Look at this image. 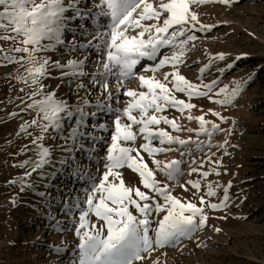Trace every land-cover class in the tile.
I'll return each mask as SVG.
<instances>
[{"label": "snow or ice", "instance_id": "obj_1", "mask_svg": "<svg viewBox=\"0 0 264 264\" xmlns=\"http://www.w3.org/2000/svg\"><path fill=\"white\" fill-rule=\"evenodd\" d=\"M83 2L0 0V41L9 43L7 48L0 45V66L27 65L26 74L15 78L38 86L30 94L32 103L27 105L36 111V118L21 127L22 132H27L32 126L39 127L40 135L33 140L37 144L38 160L25 161L18 166L33 163L32 171L35 172L51 165L53 149L45 145L46 139L60 138L65 145L71 141L72 147L61 146L62 150L69 153L84 150L86 159L93 163L98 157L95 145L106 143V154L102 158L104 171L99 177L91 174L90 169L77 168L73 173L89 181V187L84 189L83 199L77 196L72 204L64 205L65 214L72 217V230L79 239L71 264H142L145 254L151 255L165 247H176L206 227L209 219L206 208L216 211L229 207L231 182L224 187V195L219 203L207 202L201 196L198 206L173 195L174 186L187 191V184L200 190L202 181L188 180L186 184H180V178L185 175L182 168L185 162L181 159L165 161L157 159V156L184 148L181 156L191 157L194 155L189 147L191 144H195L198 151L205 146V141L200 140L201 136L207 138V146L211 148L215 133L230 134V130L222 129L220 124L206 119L207 113L198 116L191 114L193 109L198 108L192 102L195 98H208L220 105H231L243 92L244 84L240 81L235 82V87L220 88L218 92H214L218 80L210 83L203 81L204 73L213 61H222L225 55L219 53L209 58L208 64L199 70V83L182 75L180 66L185 63L189 43L197 39L195 33L206 32L213 27L201 23L193 6L236 4L239 0H93L92 8H85ZM89 19L92 30L80 24V32L77 33L76 29L69 27L72 21ZM69 31L73 39L66 41V32ZM78 35L86 37L87 42H79ZM58 49L69 52L95 51L96 71L90 74L86 70L88 55L63 63L46 55ZM164 49H171V53L163 52ZM144 61L153 62L142 67L144 72H151V76L137 72ZM167 66H171L172 71L164 73L162 80L157 79L155 74ZM232 67L233 64L227 65L228 69ZM52 70L60 72L61 80L71 78L81 81L77 83V95L79 90L87 87L83 79L90 77L92 85L98 86L105 99L97 100L93 105L82 97L78 104L72 106L67 100L57 97L55 91L45 92L42 81L51 77ZM219 71L223 72L224 69ZM110 80L114 81L116 87L115 96L109 90ZM135 80L139 81L142 90L126 86ZM121 89L129 99L125 106L114 108L113 103H119ZM177 94H182L185 99L178 98ZM37 96L40 98L35 99ZM215 96L222 98L214 99ZM93 108L95 111L90 110ZM168 109H174L182 116L187 113L185 118L188 121L198 122V129H187L196 133V140L191 136L181 138L160 127L164 124L170 126L173 132L184 130L177 118L163 114ZM101 112L112 116L111 126L105 121L92 124L94 131H82L87 125L86 118L96 119ZM211 114L222 121L225 119L220 112L211 111ZM66 123L69 126L67 135ZM100 132H110L108 140L97 135ZM138 138H142L144 143L135 147ZM85 139L90 140L94 147L85 149ZM224 143L226 145L227 141ZM173 145L179 147L173 148ZM142 153L151 158L154 167L149 165ZM67 162V159H63L60 164ZM208 162L217 163L211 161L210 156ZM190 163L195 165L196 160ZM204 163L201 161L199 167H191L189 175L199 173L206 179L212 172L201 171ZM125 168L138 174L143 189L147 191L126 184L122 171ZM213 172L220 175L215 169ZM157 173L172 183L159 180ZM206 187V195L215 197L222 186L214 188L212 183H207ZM56 226L58 230H65L59 221Z\"/></svg>", "mask_w": 264, "mask_h": 264}, {"label": "rangeland", "instance_id": "obj_2", "mask_svg": "<svg viewBox=\"0 0 264 264\" xmlns=\"http://www.w3.org/2000/svg\"><path fill=\"white\" fill-rule=\"evenodd\" d=\"M98 2V0H95ZM93 0H84L85 8H92ZM95 9L93 8V11ZM201 23L212 25L211 30L197 31V39L188 45L185 63L180 66V72L190 81L199 83V70L208 64L209 58L219 53L225 55L224 60H215L207 72L204 73V83L218 80L214 92L220 88L235 87V82L244 84L243 92L231 105H220L208 98H195L193 103L198 105L192 110L193 116L207 113L206 119L220 124V127L229 132H217L212 138V146H207V138L202 151L191 144L193 156H181L179 151L159 154L157 159H181L185 163L182 168L185 175L180 178V184L188 180L200 179V190L187 185V191L179 186H174L173 195L183 201H191L200 206L199 200L203 196L205 201L219 203L224 195V187L231 182L228 190L230 197L229 207L223 210H210L206 208L209 217L206 227L193 235L191 239H184L176 247H165L145 254L142 264H264V0H239L236 4L208 3L193 6ZM83 24L89 30L93 29L91 20L72 21L69 27L80 32L79 25ZM73 39L72 32H66V41ZM81 43H86L87 38L77 36ZM0 45L9 47L8 42L0 41ZM165 53L170 54L171 49ZM22 55V54H18ZM53 60L83 59L89 56L87 71L91 74L96 71L97 54L95 51H67L58 49L54 53H47ZM190 61L192 64H190ZM145 63V64H144ZM153 62L144 61L138 66L137 72L142 74V67ZM233 64L231 69L227 65ZM192 65V66H191ZM18 64L0 66V264H71L75 258L76 246L79 239L75 236L72 217L65 214L64 205L72 204L75 197L84 198V189L89 187V181L74 175L77 168L90 169L91 174L99 177L104 171L102 158L106 154V143L95 145L98 157L95 163L86 159L84 150L71 153L62 150L61 146L72 147L71 141L65 145L60 138L46 139L45 145L53 149V163L44 169L32 171L33 163L24 167L18 165L25 161L38 160L37 144L33 143L36 136L40 135L37 126L29 127L27 132H22L21 127L36 118V111L29 109L32 103L30 94L38 86H31L16 79L17 75H25V68ZM224 69L223 72L219 71ZM172 71L171 66L160 69L155 75L163 79L166 72ZM151 76V74H142ZM81 81L71 78L60 79V72L52 70L51 77L42 81L45 92L55 91L57 97L67 100L75 106L86 98L94 105L97 100L105 99L98 86L94 87L89 78H84L86 89L79 90L77 83ZM128 88L142 90L139 81L135 80L126 85ZM109 90L116 93L113 80L109 81ZM178 98L185 99L182 94ZM37 96L35 99H39ZM215 96L214 99H221ZM129 97L119 93V103L113 107H123ZM95 111V109H90ZM220 112L225 118L213 116L211 111ZM15 114V115H13ZM164 115L177 118L183 131L173 132L170 126L161 124L173 135L188 139L189 136L196 140L195 132H188V128L198 129L196 121H188L185 116L168 109ZM87 125L84 132L94 131L92 124L107 122L112 124V116L101 112L93 119L86 118ZM69 126L65 125V135ZM30 133V134H29ZM108 140L110 132H100ZM225 141L227 144L225 145ZM85 149L94 147L90 140H83ZM144 143L138 138L135 147ZM219 145V147H218ZM164 147H168L165 145ZM178 148V145H173ZM151 165V158L142 153ZM211 161L208 162V157ZM67 159V163L60 161ZM196 164L192 165L191 160ZM205 161L201 171L212 172L206 179L199 173L191 172V167H199ZM218 171L220 175H216ZM123 178L127 185L143 189L138 174L130 169H123ZM31 172V176L26 174ZM43 173V175H41ZM157 178L171 184L166 178L157 173ZM13 181H15L13 183ZM207 183H212L215 188L220 187L217 196L208 197ZM31 185V187H28ZM23 189V190H22ZM44 193V195H40ZM15 201V202H13ZM163 215V214H161ZM95 220V217H93ZM57 221L65 229H57ZM220 229V231H216ZM56 249H61L57 252Z\"/></svg>", "mask_w": 264, "mask_h": 264}, {"label": "bare ground", "instance_id": "obj_3", "mask_svg": "<svg viewBox=\"0 0 264 264\" xmlns=\"http://www.w3.org/2000/svg\"><path fill=\"white\" fill-rule=\"evenodd\" d=\"M169 49H164V50H162L163 52H166V51H168ZM145 64V63H144ZM190 64H192V62L190 61ZM193 65V64H192ZM191 65V66H192ZM142 74H151V72H141Z\"/></svg>", "mask_w": 264, "mask_h": 264}]
</instances>
